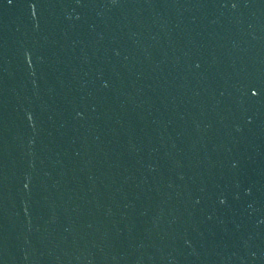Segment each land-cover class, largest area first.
<instances>
[{
  "label": "water",
  "instance_id": "1",
  "mask_svg": "<svg viewBox=\"0 0 264 264\" xmlns=\"http://www.w3.org/2000/svg\"><path fill=\"white\" fill-rule=\"evenodd\" d=\"M0 264H264V0H0Z\"/></svg>",
  "mask_w": 264,
  "mask_h": 264
},
{
  "label": "snow or ice",
  "instance_id": "2",
  "mask_svg": "<svg viewBox=\"0 0 264 264\" xmlns=\"http://www.w3.org/2000/svg\"><path fill=\"white\" fill-rule=\"evenodd\" d=\"M253 91H255V89H253Z\"/></svg>",
  "mask_w": 264,
  "mask_h": 264
}]
</instances>
